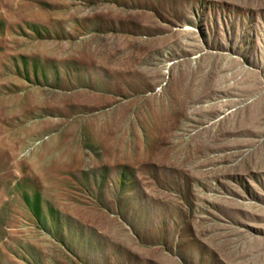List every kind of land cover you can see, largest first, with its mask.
I'll list each match as a JSON object with an SVG mask.
<instances>
[{
  "label": "rangeland",
  "instance_id": "1",
  "mask_svg": "<svg viewBox=\"0 0 264 264\" xmlns=\"http://www.w3.org/2000/svg\"><path fill=\"white\" fill-rule=\"evenodd\" d=\"M0 264H264V0H0Z\"/></svg>",
  "mask_w": 264,
  "mask_h": 264
},
{
  "label": "bare ground",
  "instance_id": "2",
  "mask_svg": "<svg viewBox=\"0 0 264 264\" xmlns=\"http://www.w3.org/2000/svg\"><path fill=\"white\" fill-rule=\"evenodd\" d=\"M195 98V97H194Z\"/></svg>",
  "mask_w": 264,
  "mask_h": 264
}]
</instances>
